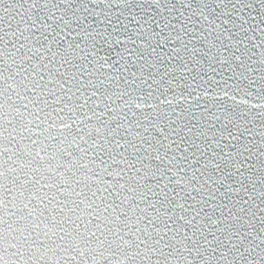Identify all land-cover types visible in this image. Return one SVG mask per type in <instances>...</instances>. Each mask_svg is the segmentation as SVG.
<instances>
[{
	"label": "snow or ice",
	"instance_id": "6c2138e0",
	"mask_svg": "<svg viewBox=\"0 0 264 264\" xmlns=\"http://www.w3.org/2000/svg\"><path fill=\"white\" fill-rule=\"evenodd\" d=\"M0 264H264V0H0Z\"/></svg>",
	"mask_w": 264,
	"mask_h": 264
}]
</instances>
